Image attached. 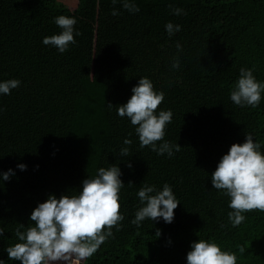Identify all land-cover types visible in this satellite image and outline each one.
Listing matches in <instances>:
<instances>
[{"label":"trees","instance_id":"1","mask_svg":"<svg viewBox=\"0 0 264 264\" xmlns=\"http://www.w3.org/2000/svg\"><path fill=\"white\" fill-rule=\"evenodd\" d=\"M134 2L140 11L130 14L122 0H75L72 10L58 0H0V80L21 81L0 96V173L15 171L0 182V259L7 262L4 249L17 242L16 228L31 223L39 203L76 195L87 176L115 164L125 185L119 201L125 219L83 264H186L198 239L235 252L237 264H264V212H248L232 227L228 197L211 184L232 144L251 133L264 145V99L241 108L229 98L241 67L264 81V0ZM113 8L120 15H111ZM172 8L186 14L173 15ZM59 15L75 16L81 33L64 54L42 44L60 32ZM169 21L182 26L171 38ZM177 42L178 70L171 67ZM140 77L164 92L159 108L174 114L165 139L181 150L172 158L141 148L134 127L116 114ZM125 138L132 140L129 156L119 157ZM142 183L172 186L181 204L171 224L131 223Z\"/></svg>","mask_w":264,"mask_h":264},{"label":"clouds","instance_id":"2","mask_svg":"<svg viewBox=\"0 0 264 264\" xmlns=\"http://www.w3.org/2000/svg\"><path fill=\"white\" fill-rule=\"evenodd\" d=\"M117 0H113L116 4ZM122 7L130 14L140 11L134 0H122ZM171 8L172 6L169 5ZM172 14H186L181 8H172ZM111 15H120L113 8ZM60 29L58 34L45 36L42 44L64 54L71 46L77 44L75 37L81 35L76 29L75 16L59 15L54 18ZM182 30L179 24L171 21L165 24L169 38ZM177 56L173 58L172 69L180 68L179 53L182 46L176 43ZM19 79L0 80V96L11 95L12 90L20 87ZM131 96L123 105L116 107V114L127 119L134 127L141 148L148 147L158 156L172 158L181 150L178 143L165 139L166 130L173 121L171 109L159 108L165 99L163 91L155 89L148 77H140L136 86L131 89ZM231 102L241 108H257L264 99V81L257 80L254 70L241 67L229 96ZM109 109L113 108L107 104ZM159 108V110H158ZM4 109L0 108V112ZM126 147L120 149L119 157L129 156L132 140L125 138ZM262 143L254 135H245L243 143L230 146L211 174V184L223 196L228 197V221L232 227L240 226L246 219V213L264 212V152ZM132 167L131 163L127 165ZM16 168L26 171L27 165L19 163ZM15 176L13 169L0 173V182L8 181ZM119 166L100 167L91 177L82 181L76 195H49L39 203L30 214L27 227L19 225L15 230L16 243L4 249L7 262L13 264H83L94 256L101 245L114 237L113 229L119 231L125 216L121 212V190L125 187L121 180ZM131 186V182L128 184ZM139 207L131 223L137 228L142 222L150 220L165 224L174 221V210L180 205L172 186L165 183L162 188L142 183L136 193ZM23 229V230H22ZM5 230L0 227V240L5 239ZM161 236L159 230L156 231ZM169 243L171 241L169 240ZM243 254L245 248L241 246ZM0 259V264H7ZM186 264H237L235 252L223 250L215 242L198 239L190 244L186 254Z\"/></svg>","mask_w":264,"mask_h":264},{"label":"rangeland","instance_id":"3","mask_svg":"<svg viewBox=\"0 0 264 264\" xmlns=\"http://www.w3.org/2000/svg\"><path fill=\"white\" fill-rule=\"evenodd\" d=\"M60 4H63L68 10H72L75 7V0H58Z\"/></svg>","mask_w":264,"mask_h":264}]
</instances>
